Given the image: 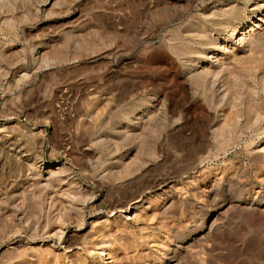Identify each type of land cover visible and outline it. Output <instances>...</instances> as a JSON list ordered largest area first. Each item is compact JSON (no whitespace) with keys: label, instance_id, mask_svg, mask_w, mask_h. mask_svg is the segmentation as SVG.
<instances>
[{"label":"rangeland","instance_id":"obj_1","mask_svg":"<svg viewBox=\"0 0 264 264\" xmlns=\"http://www.w3.org/2000/svg\"><path fill=\"white\" fill-rule=\"evenodd\" d=\"M261 161L264 0H0V264H264Z\"/></svg>","mask_w":264,"mask_h":264},{"label":"bare ground","instance_id":"obj_2","mask_svg":"<svg viewBox=\"0 0 264 264\" xmlns=\"http://www.w3.org/2000/svg\"><path fill=\"white\" fill-rule=\"evenodd\" d=\"M251 31H253V30H251ZM251 31H242V33H241V36H240V39L238 40V43L236 44V45H241V44H247L246 43V41H248V40H246V38H247V36H248V34L250 35V32ZM212 57V56H211ZM213 58V57H212ZM210 59V58H209ZM194 65V64H193ZM198 66H200L199 64H197V65H195V67H198ZM203 70V69H202ZM260 164V163H259ZM261 164H262V161H261ZM260 164V165H261ZM262 171H264L263 169H264V164H262ZM168 181V180H167ZM143 210V209H142ZM70 246V245H69ZM170 256V255H169ZM165 257V256H164ZM177 259V258H176Z\"/></svg>","mask_w":264,"mask_h":264}]
</instances>
